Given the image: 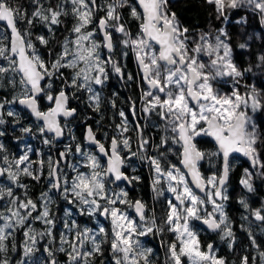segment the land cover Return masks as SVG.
<instances>
[{"label":"snow or ice","instance_id":"obj_1","mask_svg":"<svg viewBox=\"0 0 264 264\" xmlns=\"http://www.w3.org/2000/svg\"><path fill=\"white\" fill-rule=\"evenodd\" d=\"M169 3L170 0H103V3L99 0H61L54 6L44 7L41 0H32L33 10L29 12L22 5L13 6L11 0H0V22L11 33L10 39L0 34V58L7 62L0 64V88L15 90L17 86L20 87V93L13 95L11 100H0V125L5 123L3 116L6 106V115L16 117L18 113L10 106L22 105L43 121L39 128L42 136L46 132L52 133L51 137L44 136L43 139L44 144L51 145L65 135L66 125H62L58 117L67 119L77 115V109L69 106L74 93L70 95L66 89L85 91L88 94V106L98 112L102 103L100 90L109 79L108 69L124 77L121 62L116 58L118 48L121 57L127 56V49L135 54L142 79L148 86L141 95L144 118L147 120L155 115L161 122L153 125L163 131L159 144L155 146L158 152L156 156L145 155L150 141L144 137L139 123L136 125L139 149L138 152L131 150L129 138L123 136L129 129L127 117L121 110L119 115L122 121L117 125L119 136L110 139L108 148L96 138L91 126L87 128L86 140L107 158L106 166L101 165L96 154L79 144L76 145L75 153L81 157V161L77 163L70 160L73 155L71 145H66L59 152L57 160L49 157V190L61 194L69 204L82 206L79 207L81 214L104 217L110 220L112 226L109 240L103 225L94 231L89 228L80 229L74 220L71 225L65 221L66 230H75L71 240L65 232L60 234L61 246L58 250L66 253L67 264H91L92 257L103 254L104 243L110 244L114 264H152L149 259L152 249L145 248L139 237L165 231L172 233L175 238L173 242L167 243V259L171 264H184V257H187L190 264H227L223 257L215 254L212 244L207 245L206 251L201 249L198 233L193 230L191 222L200 221L208 230L216 232L221 240H226L229 249H232L236 238L225 209V202L229 199L227 185L232 170L230 156L241 153L251 162L254 171L246 168L241 180L248 193L256 191L254 178L264 180V159L261 158L264 133L258 130L249 115V110L253 113L264 110V94L255 85L249 86V91L243 95L235 87L245 73L253 72V67L264 75V51L256 56L255 65L249 64L241 69L234 61L232 34L226 27L201 32L189 41L188 29L182 27L176 13L169 10ZM206 3L215 6L216 19L225 24L229 20L230 11L250 9L258 12L260 22L264 25V0H206ZM68 5H71L70 12ZM125 8L130 9L133 19L141 21L136 36L132 35L124 20L121 10ZM69 15L74 18L69 30L71 35L64 38L60 45L61 51L51 61L42 59L33 42L26 38L31 36V32L27 29L22 32L18 27L21 22L33 26L35 21H39L47 27L49 33H54L56 27L64 23L62 18ZM235 23L240 26L241 40L236 47L249 51V42L253 37L247 32L248 20L241 16ZM92 24L95 27L89 30ZM97 33L103 37L102 40L96 38ZM36 39L46 47L50 43L44 36H37ZM4 40H8V43H3ZM154 45H158V49ZM103 50H106L107 55L103 54ZM201 56H207L208 61L201 60ZM66 69L71 70L70 79L65 77ZM15 74H19L18 81ZM53 77L64 83L55 96L48 91L52 88ZM225 77L230 78L234 84L230 95L214 86L215 82ZM127 78L131 80L132 75L128 74ZM42 81H46V84H42ZM41 93L55 105L47 112L41 111L38 106ZM112 106L115 107V104ZM20 131L30 134L32 129L21 127ZM3 135L4 132L0 131V136ZM200 136L213 137L222 157L220 173H214L207 179L198 167L206 155L194 142ZM171 144L181 146L180 163L186 172L167 162ZM122 150H127L129 156H122ZM3 151L4 145L0 143V152ZM29 151L30 148L13 161L4 155L2 159L7 167H0V177L6 175L12 183L25 189L24 198L21 199L11 187H0V200L9 198L5 210L0 211V253L8 252L5 242L17 229L23 228L25 257L38 250L37 237L55 239L52 230L56 223L48 207L52 202L48 193L41 194L42 204L38 206L28 198V186L19 182L21 174L36 182H40L44 176V161L36 162L40 167L33 170L34 162L28 155ZM138 154L141 160H147L152 167V189L155 196L158 198L165 191L172 194L159 222L155 209H149L144 201H130L124 189L116 192L110 188V185L120 181L131 184L133 180H139V177H129L121 170L127 159ZM62 163L74 173L71 179L63 172ZM81 163L89 171L81 172ZM164 184L166 188L162 187ZM193 186L203 196L193 191ZM239 203L246 209L249 207L245 199ZM207 204L212 205V211H207ZM119 205L133 209L138 219L129 216ZM34 212L37 215L33 216ZM70 214L71 210L66 209L65 215ZM252 215L264 225V208L252 210ZM34 220L46 226L44 232H36L32 228ZM248 235L252 246L258 251L260 264H264V251L260 250L250 230ZM89 243L90 249L86 248ZM64 244H68L70 250L65 249ZM44 251L48 255L47 264H57L53 251L47 245ZM256 260L257 257H253L252 264H256ZM0 264H10L6 255L0 258ZM19 264H25V261L21 260ZM240 264H249V257L243 256Z\"/></svg>","mask_w":264,"mask_h":264},{"label":"trees","instance_id":"obj_2","mask_svg":"<svg viewBox=\"0 0 264 264\" xmlns=\"http://www.w3.org/2000/svg\"><path fill=\"white\" fill-rule=\"evenodd\" d=\"M60 2L61 0H41V3L44 5V7H48L50 5L54 6L55 4ZM99 2L103 3V0H99ZM11 3L13 4V6L22 5L29 12L33 10L32 0H11ZM68 10L70 12L71 5H68ZM169 10L171 12H175L180 25L188 29L189 41H191L194 37H198L201 32H208V27L211 25L212 21H214V28L220 26L219 23L214 19L215 17L212 6L206 3V0H170ZM121 12L123 14L124 20L126 21L129 31L133 36H136L140 31L141 21L133 19L130 15V9L128 8L122 9ZM241 13L246 12L244 10L237 11V14ZM102 14L103 13H99V15ZM229 17L231 22L229 28L230 33L231 30L235 32L237 30V26L233 24L234 16L229 15ZM62 19L64 20V23L56 27L54 33H49L47 27L39 21H35L33 26H28L23 22L18 24V27L22 32L26 29L31 32V36L26 38L30 39L33 42L42 59H44L45 61H51L55 59L56 55L61 51L60 45L63 42L64 38L71 35L69 30L74 23V18L69 15L68 17H64ZM94 27L95 24L89 25V30ZM255 27L259 28L258 22H256ZM0 34L6 35L10 39V35L5 26L0 25ZM250 35L253 37L249 42L251 54L250 57L246 55L245 51L239 50L236 47L241 41L236 42L235 37L232 36L231 42L234 48L233 58L241 69L248 67L249 64L255 65L256 56L260 53L261 46L264 45V41L259 42V35L256 31H252ZM37 36H44L50 41L47 47L40 44V42L36 39ZM118 36L119 34H117V37ZM96 38L98 40H102V37L101 35H99V33H97ZM3 43L7 44L8 40H4ZM257 46H259L260 48H257ZM154 48L156 47L154 46ZM125 51H127V56L124 57L120 56L119 48L116 53V58L121 62L124 77L121 78L119 75L112 72L110 68L108 69L109 79L103 86L102 90H100L102 103L98 112L88 106V94L85 91H77L76 89L71 88L66 89V91L70 95L74 93V97L69 100V104L71 107L77 109V115L73 121L66 123L65 141L61 145L62 147L50 148V146L55 143V141H53L51 145L44 144L43 139L46 135L44 134V136H42L39 132L41 124L38 121L34 120L27 112L22 110L18 106V104L10 106L18 113V116L16 117H9L6 115L8 107L6 106L5 114L3 116L5 123L0 125V131L4 132V135L0 136V143H2L5 148V151L0 152L1 167H6L2 159L4 155H7L9 161H12L15 158L19 157L22 149L23 152H26L29 148L31 149V151L28 152V155L34 162L32 164L33 170L40 167L39 163L36 162L40 160L44 161V166L42 169L44 176L41 179V183H38L32 180L30 177L24 176L23 174H21L19 178L21 184L28 186L27 192L29 194L32 193V200L36 202L38 206L42 204L41 194L44 192L48 193L49 190V181L47 178V174L49 171V157L54 160V152H60L61 150H64L66 145H71L73 149V155L70 157V160L72 163H77L78 161H81V157L75 153L77 144L81 145L86 150L96 154L87 146L84 141V132L86 127L90 125L97 137L105 144V146H108L110 143V139L113 136H119L117 125H120L122 121V118L119 115V112L121 110L124 111L127 117V126L129 129L123 134V136L129 138L131 150L133 152H138L139 149L138 134L136 128L137 123H139L143 129V135H145L150 141L148 150L145 152V155H158L155 146L159 144L161 136L163 135V131L161 128L154 127L153 125L160 124L161 122L155 115H152L147 120L145 119L146 123L140 120L139 113L144 114L142 111L144 105L141 99V95L142 91L145 90V86L143 85V83H141V79L139 77L135 54L130 49H127ZM50 52L51 55H49ZM103 54L107 55L105 50H103ZM6 63L7 62L3 60V58H0V64ZM257 71H259V69L253 67V72L247 73V76H245L241 81L247 87V91H249V86L255 85L256 88L262 94H264V75L256 74ZM64 73L65 77L70 79L71 70L66 69L64 70ZM128 74L132 75L131 80L127 78ZM15 76L18 81L20 78L19 74H15ZM51 83L52 88L48 91L53 96H55L59 92L61 87L64 86V83L61 79H57L55 77H53ZM216 83L217 82H215V84ZM240 86H242V84L237 85V87L239 88ZM219 87L226 94H230L233 90V87L229 84H220ZM19 93V86H17L15 90H12L10 88H0V100H3L5 98L11 100L13 95H18ZM43 100L44 99L40 101L41 111L44 110L42 106ZM113 103L115 104V107L112 106ZM133 107L135 109V116L133 115ZM258 113L259 119L257 122V127L261 133H264V110H260ZM16 120H19V123H16ZM84 120H86V122H83ZM21 127H30L32 129V132L30 134H24L20 131ZM120 138L122 139L123 137ZM170 147L171 151L167 153L168 163H170L172 156H176L175 145L171 144ZM198 147L202 152L206 154L204 162L200 166L204 177L207 179L214 173L218 175L220 173L222 165V157L219 155L216 146L212 142H206L199 144ZM213 153H217V155H212ZM131 158L133 159V165L130 171V176L139 177V180L132 181L134 189L130 193H128V199L130 201L140 199L145 202L149 209L154 208L155 215L159 222V218H161L165 214V210L167 208V200L170 198L169 193L165 191L162 196L157 198L152 189V180L154 177V173L150 163L147 160H141L139 158V154ZM261 158L264 159V147L261 148ZM177 160H174V164L182 170L180 163ZM231 162L232 170L230 172V179L227 185L229 199L225 202V209L236 238L233 248L229 249L228 242L226 240H221L220 236L217 233L206 232L198 224V221H192L191 225L193 227V230L198 233V238L202 250L206 251L207 245L212 244L215 250V254L218 257H223L227 261V264H240L241 258L245 255L249 257V264H252L253 257H257L256 264H260L258 251L252 246L248 231L250 230L253 233L257 244L260 246V250L264 251V231H262V227H264V225H261L260 221H256L252 215V210L264 208V180L258 178L255 183L256 191L254 193H248L247 190L242 187L240 181L243 171L241 168L242 166H240L237 162H234L232 159ZM100 163L102 164V162ZM62 169L63 172L66 173L68 178L74 175V173L65 165ZM14 170L15 168L13 169V171ZM79 170L81 172L89 171L87 168L83 167L82 163ZM0 187H11L13 191L23 189L12 182L10 183L6 175L2 180H0ZM16 187L18 188L17 190ZM162 187L166 188V184L162 185ZM110 188L115 190L116 192L119 189V187H115L113 184L110 185ZM50 198L52 202L48 205V207L50 213L52 214V217L54 219L58 218V224L64 225L65 221H67L71 225V222L74 220L80 229L89 228L94 231L98 228V226L103 225L109 234V240L111 239L112 226L109 219L103 220L102 217H99L101 221L98 222L95 215H88L87 213L81 214L79 211V207L82 206H78L75 204H70L71 214L66 216L61 204L56 199L58 197L54 198L51 196ZM241 199H245L247 201L249 206L247 209L239 203ZM6 200L7 197L0 200V211L5 210ZM61 200H65L63 196L61 197ZM206 209L207 211H212V205L207 204ZM35 215H37L36 212L33 213V216ZM0 223H2V221H0ZM41 224L43 223L34 220L32 221L31 226L36 231ZM74 234L75 230L72 231L71 237L68 239L71 240ZM14 237L15 234L12 237H9V239L5 242L8 245V252L6 254L0 253V258H3L6 255L10 260V264H19L21 260H24L25 264H34V262L35 264H37V252H34L28 257H25L24 249H20L17 245H15ZM139 239L141 244L145 248L152 249V254L149 257V259L152 261V264H171V262L167 259V243L174 241L175 238L172 233L165 231L162 234H150L145 237H139ZM59 244L61 246L60 240ZM13 245H15V250H13ZM63 246L65 247V249L70 250L68 244H64ZM87 248H91L90 243L87 244ZM102 248L103 254H98L92 257L91 264H114L113 255L110 250V244L104 243L102 245ZM58 256L60 258L62 257L63 260L68 259L66 253L64 252L59 251ZM63 260H61L60 262H62ZM183 260H186L185 257L183 258Z\"/></svg>","mask_w":264,"mask_h":264},{"label":"flooded vegetation","instance_id":"obj_3","mask_svg":"<svg viewBox=\"0 0 264 264\" xmlns=\"http://www.w3.org/2000/svg\"><path fill=\"white\" fill-rule=\"evenodd\" d=\"M156 48H157V46L156 45H154ZM158 49V48H157ZM105 52H106V50H105ZM107 53V52H106ZM136 65H137V68H138V73H139V77H140V79H141V83H143V85L145 86V90L147 89V85L144 83V81H143V79H142V73H141V70H140V68L138 67V64H137V60H136ZM227 78V77H226ZM99 87V86H98ZM248 91L247 90H245V93H247ZM42 99H44L43 101H42V106H43V108H44V110H42V111H45V112H47L49 109H51L52 107H54V103H52V102H49L48 100H47V98H46V96H45V94L43 95V97H41V98H39L38 99V102H39V108H40V101L42 100ZM69 106H70V104H69ZM71 107V106H70ZM23 110V109H22ZM26 112V111H25ZM259 111H257V112H255V113H253V112H251V110H249V115H251L252 116V119H253V121L257 124V122H258V119H259V113H258ZM28 113V112H27ZM29 114V113H28ZM139 116H140V120H142L143 122H145L146 123V120H145V118H144V114H142V113H139ZM76 117V116H75ZM75 118H72L71 120H65V119H63V118H61L60 119V123L62 124V125H66V123H69V122H71V121H73ZM83 122H86V120H84ZM40 124H41V126H42V123L41 122H39ZM46 135V134H45ZM47 136V135H46ZM97 136V135H96ZM48 137H51V136H48ZM144 137H146L145 135H144ZM98 138V137H97ZM147 138V137H146ZM98 140H100L99 138H98ZM101 141V140H100ZM102 142V141H101ZM138 142H139V137H138ZM195 143H196V146H197V148L199 149V147H198V145L199 144H202V143H206V142H212L215 146H216V144L212 141V139L210 138V136H200V137H197L196 139H195V141H194ZM64 143V142H63ZM62 143V144H63ZM62 144H60V143H58L56 140H55V143H53L51 146H50V148H57V147H62L61 145ZM175 145V150H176V158L175 157H173L172 156V159L170 160V163L171 164H174V160H177L179 163H180V152H181V146L179 145V144H174ZM88 146V145H87ZM110 146V143H109V145L108 146H105L106 148H108ZM89 147V146H88ZM90 148V147H89ZM216 148H217V150H218V147L216 146ZM91 150H93L94 152H95V150L94 149H92V148H90ZM200 150V149H199ZM61 151H63V150H61ZM201 151V150H200ZM218 152H219V150H218ZM24 152H23V149H22V152L19 154V156L20 155H22ZM58 153L59 152H54V160H57L58 158H59V156H58ZM96 153V152H95ZM121 155L122 156H124V157H128L129 156V152L127 151V150H122L121 151ZM98 156V155H97ZM221 156V155H220ZM98 158H99V160H100V162H102V165L103 166H106V164H107V162H106V160H104V159H101L99 156H98ZM233 160L234 162H237L240 166H242L241 168H242V176H241V178H240V181L242 180V178H244V176H245V169L246 168H248L250 171H254L252 168H251V162L248 160V158L247 157H241V156H239V155H233L231 158H230V160ZM13 161V160H12ZM132 165H133V159L132 158H130V159H127L126 160V162H125V166H124V172L129 176V177H131L130 176V171H131V168H132ZM62 168H63V166H64V164L62 163ZM177 166V165H176ZM180 166H181V163H180ZM201 166V165H200ZM0 167H1V163H0ZM6 167H7V165H6ZM178 167V166H177ZM181 168H182V166H181ZM13 169H14V167H13ZM182 172H184V170H183V168H182V170H181ZM69 179H71V177H69ZM258 179V177H256V178H254L253 179V184H254V186H255V183H256V180ZM8 181L11 183V181L8 179ZM19 182L21 183V181L19 180ZM38 183H41V181L40 182H38ZM114 185V184H113ZM133 185V184H132ZM242 185V184H241ZM115 186V185H114ZM115 187H119V188H124V189H126L127 191H128V193H130L133 189H134V187L132 188V189H129L128 188V186L125 184V183H123V184H119L118 186H115ZM242 187L244 188V186L242 185ZM18 188L16 187V190H17ZM194 191V190H193ZM14 192V194L16 195V196H18V197H20L21 199H23L24 198V193H25V189L23 188V189H18V191H13ZM52 194V195H51ZM53 194H55V195H53ZM27 195H28V198H30V199H32V193L31 194H29L28 192H27ZM48 195H49V197H54V198H56V197H58V198H56L57 199V201L61 204V206H62V208H63V210L65 211L66 209H70L71 210V205L68 203V201L67 200H64V201H62L61 200V197H62V195L61 194H59V193H57V192H55L54 190H48ZM169 197H170V193H169ZM8 199L9 198H7V200H6V205H7V202H8ZM7 214V213H6ZM131 215L132 216H135L134 215V211H133V209H132V213H131ZM136 218V217H135ZM103 220H106V218H104ZM55 221H56V223H55V226H54V228H53V230H52V233H53V237H55V239L54 240H52L50 237H48V236H44L43 238H40V237H37V239H38V243H37V251H35V252H37V254H38V257H37V264H47V260H48V255H47V253L44 251V248H45V246L47 245L52 251H53V253H54V256H55V259H56V261H57V264H67V262H68V259L66 260H63L62 259V257L60 258L59 256H58V253H59V247H60V244H59V240H60V234L62 233V232H65L66 233V236H67V238H70L71 237V234H72V231L71 232H69L68 230H66L65 228H64V225H60V224H58V218L57 219H55ZM45 229H46V226L44 225V224H41V225H39V227L37 228V230H36V232H44L45 231ZM15 234V237H14V240H15V245H17L18 246V248H20V249H24V241H25V237H24V229L23 228H20V229H17L16 230V232L14 233ZM86 248H87V245H86ZM61 260H63L62 262H60Z\"/></svg>","mask_w":264,"mask_h":264},{"label":"rangeland","instance_id":"obj_4","mask_svg":"<svg viewBox=\"0 0 264 264\" xmlns=\"http://www.w3.org/2000/svg\"><path fill=\"white\" fill-rule=\"evenodd\" d=\"M212 6V10H213V13H214V19L219 23V25H221L222 24V20H217L216 19V12H215V6L214 5H211ZM239 10H244L246 13H241V14H237V11H239ZM228 15H230V16H234V19H233V24L235 25V26H237V30L234 32V31H232L231 30V34H232V36L233 37H235V39H236V42H239V41H241L240 40V38H239V32H240V26L239 25H237L236 23H235V21L237 20V19H239L241 16H244V17H246L247 18V20H248V24H247V32H248V34L250 35L251 34V32L252 31H256L257 32V34L259 35V42H263L264 41V25H262L261 24V22H260V16H259V14H258V12H253L252 10H250V9H237V10H232V11H230L229 13H228ZM251 19V20H250ZM256 22H258L259 23V28H256L255 26H256ZM215 28H214V21H212L211 22V25L208 27V30L210 31V30H214ZM229 32H230V29H229ZM256 34V33H255ZM195 38V37H194ZM193 39V38H192ZM257 48H260L259 46H257ZM262 51H264V45H262L261 46V50H260V52H262ZM245 53H246V55H248V57H250V50L249 51H245ZM200 59L201 60H203L204 62H207L208 61V57L207 56H201L200 57ZM238 65V64H237ZM256 74H259V75H262L261 74V72H260V70L259 71H257L256 72ZM245 76H247V73H245ZM244 76V77H245ZM242 80V79H241ZM240 80V83L239 84H242V86H240V88L239 87H237V85L235 86L237 89H238V91L243 95V94H246L245 93V90H246V86H245V84H243L242 83V81ZM225 81H227V82H225ZM220 84H229V85H231L232 87H234V84H233V81L230 79V78H223V79H220V80H218L217 81V83L214 85L218 90H220L222 93H224V94H226L220 87H219V85ZM249 89V88H248ZM231 94V93H230ZM230 94H228V95H230ZM90 150V149H89ZM91 152V151H90ZM102 165V164H101ZM167 186V185H166ZM121 189H124V188H119L118 190H117V192H119ZM125 191H127L126 189H124ZM128 192V191H127ZM170 198H172V194L170 193ZM103 203V202H102ZM119 207L121 208V209H124V210H126L127 211V213H128V215L129 216H131V217H134L135 218V216H132L131 215V208H128L126 205H119ZM96 217V220L98 221V222H100L101 220L99 219V217H97V216H95ZM183 259V258H182ZM185 259L186 260H183L184 261V264H185V262H186V264H190V262L188 261V259H187V257H185Z\"/></svg>","mask_w":264,"mask_h":264},{"label":"water","instance_id":"obj_5","mask_svg":"<svg viewBox=\"0 0 264 264\" xmlns=\"http://www.w3.org/2000/svg\"><path fill=\"white\" fill-rule=\"evenodd\" d=\"M140 10V9H139ZM0 25L1 26H5L4 25V23L3 22H0ZM6 27V26H5ZM7 29V28H6ZM7 31H8V33H9V35H10V38H11V33H10V30L9 29H7ZM102 37V36H101ZM102 39H103V37H102ZM157 46V48H158V45H156ZM142 73V72H141ZM45 82L46 81H42L41 83L42 84H45ZM147 85V84H146ZM43 95H44V93H41L40 94V96L38 97V99L39 98H41V97H43ZM21 109H23L24 111H26V112H28L29 113V115L34 119V120H36V121H38V122H41L42 124H43V121H40V120H38L32 113H31V111L30 110H28L27 108H25L24 106H22V105H18ZM38 106H39V102H38ZM55 106V105H54ZM61 118H63V119H65L64 117H58V120H59V122H60V119ZM72 119V117H69V118H67V119H65V120H71ZM90 125H88L87 127H86V129H85V132H84V141H85V143L90 147V148H92V149H94L95 150V152H96V154L101 158V159H104V160H106V162H107V158L106 157H104L102 154H99L98 153V149L96 148V146L95 145H92V144H89L88 142H87V140H86V133H87V128L89 127ZM47 136H52V133H45ZM96 138H97V136H96ZM211 139H212V141L216 144V146L218 147V150H219V146H218V143L216 142V140L213 138V137H210ZM98 139V138H97ZM58 143H60V144H62L64 141H65V135L63 136V137H61V138H58L57 140H56ZM233 155H239V156H241V157H245V156H243L241 153H233L231 156H230V158L233 156ZM204 162V160H202V161H200L199 162V165H198V167H199V169H200V165L202 164ZM107 165V164H106ZM182 166V165H181ZM182 168H183V166H182ZM123 172H124V167H122V169H121ZM183 170H184V172H186L187 170L186 169H184L183 168ZM200 172H201V174H202V176L204 177V175H203V172L201 171V169H200ZM125 173V172H124ZM126 174V173H125ZM127 175V174H126ZM4 178V176L3 177H0V180H2ZM189 178V180L191 179V177L189 176L188 177ZM205 178V177H204ZM206 179V178H205ZM229 179H230V174H229ZM123 183H125L127 186H128V188L129 189H132L133 188V185H132V183L131 184H129V183H127L126 181H120V182H117L116 184H114L115 186H117V185H119V184H123ZM228 183H229V180H228ZM193 190L198 194V195H201V196H203V193H200L199 192V190L198 189H196L194 186H193ZM134 215H135V217H136V213L134 212ZM137 219H138V217H136ZM102 219H104V217H102ZM198 224L206 231V232H208V233H216V232H212V231H210V230H208L207 229V227L205 226V225H203L200 221H198Z\"/></svg>","mask_w":264,"mask_h":264},{"label":"built area","instance_id":"obj_6","mask_svg":"<svg viewBox=\"0 0 264 264\" xmlns=\"http://www.w3.org/2000/svg\"><path fill=\"white\" fill-rule=\"evenodd\" d=\"M230 25H231V22H230V17H229V20H228L227 24H225L224 22H222V24L219 27L215 28L214 30L219 29L221 27H226L227 30L229 31ZM214 30H212V31H214ZM187 35H188V33H187Z\"/></svg>","mask_w":264,"mask_h":264}]
</instances>
